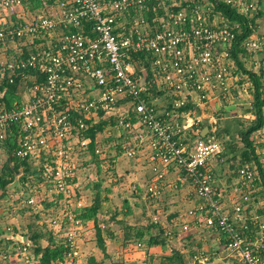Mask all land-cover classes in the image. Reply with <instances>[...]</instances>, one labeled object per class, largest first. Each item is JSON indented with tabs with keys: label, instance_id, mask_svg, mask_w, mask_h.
Returning <instances> with one entry per match:
<instances>
[{
	"label": "built area",
	"instance_id": "obj_1",
	"mask_svg": "<svg viewBox=\"0 0 264 264\" xmlns=\"http://www.w3.org/2000/svg\"><path fill=\"white\" fill-rule=\"evenodd\" d=\"M28 1L0 0V11ZM217 2L246 18L257 10V0H58L54 14L0 26V44L40 34L49 37L45 46L0 63V78L26 70L43 78L10 106L0 102V148L15 128L13 152L32 165L33 173L19 192V207L37 206L40 184H48L45 191L55 194L51 201L58 198L62 216L49 223L55 231L64 230L66 250L54 264H73L80 258L77 240L84 222L78 216L83 203L76 192V155L89 144L85 132L97 123L99 113L110 114L120 100H127L144 129L123 153L134 158L136 148L148 140L153 177L147 196L159 199L165 189L164 170L177 167L200 201L186 212L194 226L216 228L226 258L264 264V200L255 196L257 171L248 164L238 167L241 191L229 209L207 166L209 158L223 150L216 129L201 136L196 128L202 120L195 115L194 102L203 103L216 92L228 94L229 79L238 71L230 48L241 28L215 9ZM249 27L251 33L240 47L255 54L264 40L253 35L254 25ZM135 61L149 72L142 81L135 74ZM153 87L172 94L168 117H161L152 104ZM94 88L96 95L90 92ZM189 104L190 109L178 111ZM114 126L130 130L133 123L123 112ZM95 153L101 150L95 148ZM152 221L160 223L156 216ZM188 229L182 224V231ZM173 233L166 228L163 235L170 239ZM11 239L12 244L4 246L0 237V264H35L32 244ZM206 256L200 250L187 264L205 263Z\"/></svg>",
	"mask_w": 264,
	"mask_h": 264
},
{
	"label": "crops",
	"instance_id": "obj_2",
	"mask_svg": "<svg viewBox=\"0 0 264 264\" xmlns=\"http://www.w3.org/2000/svg\"><path fill=\"white\" fill-rule=\"evenodd\" d=\"M57 1L58 0H31L24 3L22 6H16L0 11V26L22 21H31L40 16L41 12H48V10H51L48 15L54 14L57 10ZM253 16H255L253 35L264 40V0H257V10ZM216 21L218 20L216 19ZM60 32L57 31L56 33L59 34ZM48 41L49 37L46 36V34H40L33 38L26 37L9 40L4 44H0V63L9 60L10 57L8 56H17L18 53L17 57L23 56V52L26 53V50L45 46ZM237 57L245 69L251 70L257 75H260L264 98V46L255 54H250L242 49V51L240 50L237 53ZM235 65L238 67L236 62ZM135 74L141 81L146 75L149 76V72L142 68V66L135 68ZM238 74L241 76L240 79ZM26 75L29 76V78L33 77L29 74H21L16 86L17 100L23 98L25 94V96L28 94L29 90H24V93L20 90L21 79ZM11 77L0 79L12 81ZM86 81L89 87H93L91 81L88 79ZM229 82L231 87L228 94H220L219 92H216L209 100L203 103L195 101L194 112L195 115L199 116L202 120L200 125L196 127L200 130V134H206L212 128H215L216 135L222 144L223 150L221 154L209 158L207 166L214 174L216 191L223 196V199L226 201L228 208L230 209L232 200L237 198L241 191L237 169L243 164H248L244 162L241 157L245 149L241 134L253 123L255 115L252 108V82L248 75L238 67V71L230 77ZM152 90L150 100L157 110V113L161 117H168L166 112H169L170 110L173 97L172 94L165 87H163V89H155V87H153ZM90 92L92 95H96L97 89L94 88ZM3 94L4 89L0 91V98ZM123 112L130 116V121L133 123V127L130 130H124L114 126V119H116L117 114ZM106 115H108V117L109 115H114L115 118L110 116L111 118L106 120ZM97 119V123L103 121V129L95 135V146L97 143V136L104 133L102 131L105 130H109L108 133L104 134V137L107 136V138H105L106 142H109V147H111L112 144H115V148H119L120 144L122 148L131 146L136 142L137 134L144 131L127 100H120L110 114L99 113ZM185 120L186 119L183 116L182 122H185ZM220 136H222V140L220 139ZM250 139L255 144V153L264 170V123L258 130L250 135ZM86 151L88 152L87 147ZM12 153L13 151L10 153L4 144L0 148V173L3 168L13 166L14 160ZM149 155L150 149L148 147V140H145L141 146L136 148L135 159L128 158L124 153H122V156L110 160L108 159L110 163L115 162V164H113L114 178L108 179V183L109 185H112V188L106 186L108 185L106 184L107 182H104L106 184L105 186L99 184V192L103 202L97 213L96 221L92 219L87 220L82 228L83 232L86 227L87 238L91 237L92 233H94L92 238L93 241L90 243L86 242L87 248L94 245L99 250V252L97 250L92 252L91 250V252L88 253V256L92 254L97 259L103 260L104 264H160L161 257L169 255L173 248L183 251L185 264H187L191 261L192 255L197 251H200L197 250L196 252L190 253L187 258L186 253H189L188 247L191 246L192 243L197 242L195 241L196 233L201 229H206L207 232L201 237V239H211L210 237L212 233L216 236H214V239H211L214 242V246L217 244L214 248L215 250H212L213 256H211V259H213L214 256L223 259L220 258L219 255L220 252H222L219 249L222 247V240L217 230L195 227L192 217L186 214L187 210L196 207L200 201L195 197L189 182L183 179L182 171L175 166H170L164 170L165 189L162 196L159 198L164 210L169 208V210L166 211L165 220L159 219V225L164 229H173V234L175 235L170 239H166V243L163 245L158 244L148 246L145 243H141V245L138 246L135 242L128 245L124 243L123 223L137 227H144L153 223L152 219L150 222L149 220L145 221L143 219L145 208L140 211L142 216L137 214L139 207L134 202V199L139 196L140 198H145V196H147L146 187L153 177L151 170L152 163L149 159ZM96 156L98 159H104L106 154H103L101 151V153ZM124 157L131 159V162H128V159L124 160ZM29 165L30 172L26 170L24 166H19L14 176L5 186V189L3 191L0 190V237L4 246L12 244V237L17 242H30L28 236L32 231L43 228L42 226L45 222V215L43 214L44 208L42 204L37 203L36 207H19L22 197L19 195V192L23 187V182L26 180L27 175L33 173L32 165ZM99 165L102 166L101 164ZM248 165L255 168L253 162ZM107 177L108 176H105V178ZM103 181L104 180H102V182ZM75 182L77 184L76 191L78 192L80 180L77 176ZM94 187L95 185H93L92 190ZM100 187H102V191L100 190ZM92 190L91 193L86 194V199L77 195L78 198L82 200L83 206H88L92 203L95 196V190ZM261 194L260 190L255 192L256 200H263L259 197ZM119 197L123 199L124 204H122L123 207L116 208L113 206L112 199ZM50 206L51 204H49L48 208L44 209V211L48 210ZM184 223L189 225V229L186 231L181 230V226ZM96 226L101 230L106 249L105 253H102L96 244ZM7 228L10 230H7ZM44 241L45 240L43 239L41 240L42 243H45ZM219 243H221V247L218 246ZM77 244L80 249V258H78L73 264H84L87 255L84 257V254L82 253L83 251L80 248L82 244H80L79 238ZM178 244L181 246H178ZM91 249L95 250L93 246ZM209 249L211 248L204 249L206 254H208L207 250L209 251ZM87 251L88 250H86V253ZM207 263L208 262H205L204 264Z\"/></svg>",
	"mask_w": 264,
	"mask_h": 264
},
{
	"label": "trees",
	"instance_id": "obj_3",
	"mask_svg": "<svg viewBox=\"0 0 264 264\" xmlns=\"http://www.w3.org/2000/svg\"><path fill=\"white\" fill-rule=\"evenodd\" d=\"M33 1H41V0H33ZM215 9L220 12L224 18H226L231 23H238L240 25L241 31L237 35L236 40L232 44L230 51L233 60L237 63L239 69H241L244 73L248 75L252 82V108L255 115V119L251 125H249L246 130H244L241 134V139L244 144V151L242 153V159L246 163L253 162L255 164V169L257 171V177L255 180L256 187L262 193L259 197L260 199L264 200V170L259 163L258 156L255 153V144L250 139V135L258 130L264 123V116H263V107H264V98L263 92L261 87L260 75H257L251 70L245 69L241 62L237 57V53L242 49L240 47V42L243 38L247 37L251 33V28L249 27V23L252 25L255 21V16L250 18L243 17L242 15L238 14L234 9L230 6L222 3L217 2L215 4ZM150 15V14H149ZM41 47V46H40ZM34 50H26L27 52H23V56L26 55L28 52ZM238 50V52H237ZM29 74L33 76V81L31 82L30 86H33L34 82H41L43 78L37 74V72L32 70H26L24 72H17L15 75L11 77V80H4L0 81V91L4 89V94L0 98V102L6 104V106H10L14 101H16V86L19 82V78L21 74ZM35 76V77H34ZM35 79V81H34ZM171 108V107H170ZM187 109H190L189 105L184 106L178 109L179 112H183ZM103 129V121H100L96 124H92L86 130L85 135L90 138V142L87 145V150L95 156V135L97 132ZM194 135V134H193ZM8 151L11 153L16 148V129L11 128L8 131L7 138L4 142ZM81 152H86V148L82 149ZM12 157L14 160L12 167H5L1 170L0 173V190H4L5 186L8 184L10 179L14 176L19 166H24L26 170L30 172V165L29 162L26 160L19 161L14 152L12 153ZM27 171V172H28ZM99 183L95 185V196L93 201L88 206H83L78 210V216L82 219L85 223L87 220H94L96 221L97 213L99 212L103 199L100 196L99 192ZM124 221V220H123ZM121 221V222H123ZM51 226V225H50ZM123 239L125 244L131 243H145L148 246L151 245H158V244H165L166 237L163 235L164 228H161L159 224L151 223L144 227H137L132 226L127 223H123ZM52 228V227H51ZM44 228H40L31 232L28 236L30 239V243L32 244V249L34 254L36 255L35 264H54L55 261L61 259L64 255L66 250L64 240H57L54 236H56L57 231L53 228L51 231H44ZM208 229H216V228H208ZM217 230V229H216ZM218 232V231H217ZM45 240V243H42L41 240ZM96 244L98 248L105 253V244L103 241L102 233L100 228L96 226ZM212 261V259L210 260ZM84 264H104L103 260L97 259L94 255H89L85 258ZM160 264H185V258L183 251L178 249H171L169 255L162 256L160 259ZM194 264H204L200 262H195Z\"/></svg>",
	"mask_w": 264,
	"mask_h": 264
},
{
	"label": "rangeland",
	"instance_id": "obj_4",
	"mask_svg": "<svg viewBox=\"0 0 264 264\" xmlns=\"http://www.w3.org/2000/svg\"><path fill=\"white\" fill-rule=\"evenodd\" d=\"M50 11L49 10H48V12L44 11V12H41L40 14L41 15H48L50 13ZM57 31L60 32L61 30L58 29ZM18 54H17V56H18ZM17 56L11 55L8 57H10L9 59H14V58H17ZM139 66H140L139 62L135 61L134 62V68L139 67ZM32 81H33V77L29 78V76H27V75L25 77H23V79H21L20 90H22V92L24 90H29L31 88L30 84ZM25 95H24V97H25ZM106 116H107L106 120H108V118H111L110 116H112V118L113 117L115 118L114 115H109V117H108V115H106ZM108 131L109 130L102 131L104 133L97 136V143H96V146L94 147V149L99 148L103 154H106V157H104V159H98L96 155H99L100 153H94L95 154V156H94L92 153L89 152V150H88V152L87 151L86 152L80 151L76 155V162H75L76 163V176L80 180V184L78 186V192L77 191L76 192H77L78 196H82L84 199H86L87 193H91L93 185L98 184V182L102 186H105L106 184H108L106 186H109L112 188V185H109V183H108V179L114 178L115 174H114L113 164H115V162L110 163L109 160L112 158L122 156L124 148L121 147V144H120L119 148H115V146H116L115 144H112L111 147H109V145H108L109 142H106V139H105V138H107V136L104 137L105 136L104 134L108 133ZM221 137L222 136H220V139L222 140ZM188 143H190V140L188 141ZM122 149H123V151H122ZM123 159L127 160L128 158L124 157ZM133 159H135V158H133ZM99 162H102V163H99ZM128 162H131V159H128ZM99 164H101L102 166H100ZM104 165H105V167H104ZM105 176H108V177L105 178ZM102 180H104V181L102 182ZM104 182H107V183L105 184ZM38 188H39L40 192H39V194L36 195V202L38 204H42L44 209H47L49 204H51V206L48 210L44 211V209H43V214L45 215V217H44L45 222H44V225L42 226L44 228L43 230L45 232L51 231L52 229H51L48 221L52 217H55V216L61 217L62 216L60 214L61 207L59 205L58 198H54L56 203L54 201H51V199H50V198H52V196H55V194L45 191L48 188V184H40V186ZM94 190H95V187L92 191H94ZM100 190L102 191V187H100ZM134 200H135L134 202L139 207L137 214L141 215L140 211L145 208V211H144L145 214H143L144 215L143 219L145 221L149 220V222H150V220L152 219L153 216L158 217V219H160V220H165V216H166L165 214H166V211L169 210V208L164 210V207L162 206L161 200H159V199L154 200L152 198H148L147 196H145V198H140V196H139L138 198H136ZM50 202H53V203H50ZM112 203H113V206H115L116 208L123 207L122 204H124L123 199L121 197L112 199ZM157 210H159L160 212ZM141 219H142V217H141ZM65 226L66 225L63 224V228H65ZM206 232H207L206 229H201L196 233L195 241H197L198 243L197 242L192 243V245L188 247L189 253H186L187 258L190 255V253H192V252H196L197 250H204V249L211 248V249H209V251L207 250V253H208L206 256L207 260L205 261L208 263L211 262L210 261L211 256H213L212 250H215L214 248L217 246V244H215V246H214V242L211 239H214L216 236L214 233H212V235L210 237L211 239H209V240L208 239L203 240V238L201 239V237L204 234H206ZM63 235H64V230L61 229L58 233H56V236H54V237L57 240H61V239L64 240ZM93 236H94V233H92L91 237L87 238L86 227H85L84 231L83 232L81 231L80 235L78 236V238L80 240V244H82V246L80 248L83 251L82 253L84 254V257L86 255L88 256V253L91 252V250H92V252L93 251L95 252L96 250L99 252L97 247L94 245H92V246L95 248V250L91 249L92 246L91 247L89 246V248H87L86 242H88V243L92 242ZM178 246H181V245L178 244ZM218 246L221 247V243H219ZM219 249H220V251H222L219 254L220 258H223V260H225L226 255H225V252L223 251V248L221 247ZM86 250H88L87 253H86ZM231 258L236 260V258H234V257H231Z\"/></svg>",
	"mask_w": 264,
	"mask_h": 264
},
{
	"label": "water",
	"instance_id": "obj_5",
	"mask_svg": "<svg viewBox=\"0 0 264 264\" xmlns=\"http://www.w3.org/2000/svg\"><path fill=\"white\" fill-rule=\"evenodd\" d=\"M204 133H201V136H204ZM207 264H239L235 259L233 258H226L225 260L219 259L218 256H214L212 261Z\"/></svg>",
	"mask_w": 264,
	"mask_h": 264
}]
</instances>
